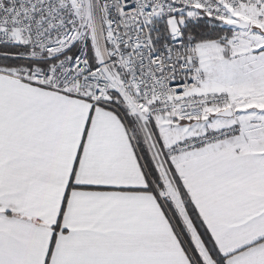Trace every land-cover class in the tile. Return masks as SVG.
Returning a JSON list of instances; mask_svg holds the SVG:
<instances>
[{
    "label": "snow or ice",
    "instance_id": "6c2138e0",
    "mask_svg": "<svg viewBox=\"0 0 264 264\" xmlns=\"http://www.w3.org/2000/svg\"><path fill=\"white\" fill-rule=\"evenodd\" d=\"M0 264H264V0H0Z\"/></svg>",
    "mask_w": 264,
    "mask_h": 264
}]
</instances>
